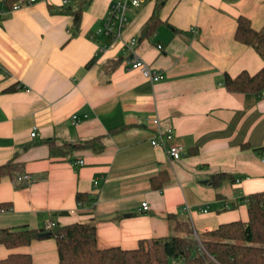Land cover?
I'll return each instance as SVG.
<instances>
[{
  "label": "crops",
  "instance_id": "obj_1",
  "mask_svg": "<svg viewBox=\"0 0 264 264\" xmlns=\"http://www.w3.org/2000/svg\"><path fill=\"white\" fill-rule=\"evenodd\" d=\"M113 1L90 0L75 34L73 16L60 10L64 0L17 10L0 0V165L13 160L30 176L24 187L9 176L0 181V203L10 205L0 209V229L92 223L100 248L132 249L176 234L170 215L188 220L196 235L247 221L249 195L264 191V90L230 92L224 76L264 66L234 38L240 16L263 27L264 0H166L162 22L143 38L156 6L146 0L128 8L116 43L98 31ZM134 56L164 78L132 69ZM159 127L173 130L180 159L151 143ZM51 138L57 145L101 138L104 147L70 158L51 152ZM162 171L170 180L156 189L152 177ZM78 192L92 203H78ZM14 252L59 264L48 235L17 249L0 245V259Z\"/></svg>",
  "mask_w": 264,
  "mask_h": 264
},
{
  "label": "trees",
  "instance_id": "obj_2",
  "mask_svg": "<svg viewBox=\"0 0 264 264\" xmlns=\"http://www.w3.org/2000/svg\"><path fill=\"white\" fill-rule=\"evenodd\" d=\"M23 0H4L6 10ZM90 0H68L61 11L73 16L74 33L79 31L85 5ZM166 0H156L153 14L143 27L142 37L150 36L162 22L159 9ZM50 10L55 12L53 6ZM236 41L252 46L264 61V25L260 29L253 27L249 18L240 16L234 34ZM224 85L233 93H260L264 90V66L256 73L246 70L236 76L225 74ZM52 153L67 157L75 150L92 148L103 149L101 138H93L79 143L65 142L57 145L53 138L48 139ZM24 174H18L15 161L0 165V181L9 176L17 187H24L25 180H19ZM168 172L152 177V186L163 188L169 183ZM76 200L80 204H91L87 193L78 192ZM248 220H236L220 224L205 234L198 235L188 220L170 215L175 220L176 234L166 237L141 239L138 246L124 249L119 246L100 248L97 244L96 226L92 223L75 222L67 225L55 224L51 229L1 228L0 245L7 249L30 245L40 238V234L49 232L56 240L59 264H264V191L251 193L247 199ZM9 203H0V209H8ZM0 264H33L28 253L14 252L0 259Z\"/></svg>",
  "mask_w": 264,
  "mask_h": 264
},
{
  "label": "built area",
  "instance_id": "obj_3",
  "mask_svg": "<svg viewBox=\"0 0 264 264\" xmlns=\"http://www.w3.org/2000/svg\"><path fill=\"white\" fill-rule=\"evenodd\" d=\"M36 0H23L18 2L13 6L11 10H17L20 7H22L25 4L33 3ZM144 1L146 0H114L112 2V5L104 19L102 27L98 29L99 32H104L110 36H112V41L113 43H116L117 41L121 40V32L124 27L128 24V19H127V10L130 6H139L141 5ZM68 0H64V4L67 3ZM136 40L132 39L131 44L135 43ZM131 44L124 43L125 46H127L129 49H131ZM131 62V68L140 71V73L146 77L147 79L151 81H159L164 78V75L152 68L151 66L148 65L143 59L134 56V58L130 61ZM73 123L77 124V116H73ZM154 124L156 126H159V120L156 118L153 120ZM32 136L37 135V130L36 128L33 129L31 132ZM174 138V133L173 130L167 129V130H161V128L156 129V134L152 138L151 143L156 146H163L167 153L168 156L171 160H178L182 157V154L184 152V147L178 143L172 142ZM262 161L264 163V155L262 158ZM76 164L83 165L84 161L83 160H77L75 162ZM19 180H25L28 181L30 180V176L28 174H24L19 177ZM94 184L97 185L98 181L95 180ZM148 203L143 202L142 203V209L143 210H148ZM53 226H55V223L51 222L47 224L45 227V230L51 229Z\"/></svg>",
  "mask_w": 264,
  "mask_h": 264
},
{
  "label": "water",
  "instance_id": "obj_4",
  "mask_svg": "<svg viewBox=\"0 0 264 264\" xmlns=\"http://www.w3.org/2000/svg\"><path fill=\"white\" fill-rule=\"evenodd\" d=\"M45 235H49V232H44L40 234V236H45Z\"/></svg>",
  "mask_w": 264,
  "mask_h": 264
},
{
  "label": "rangeland",
  "instance_id": "obj_5",
  "mask_svg": "<svg viewBox=\"0 0 264 264\" xmlns=\"http://www.w3.org/2000/svg\"><path fill=\"white\" fill-rule=\"evenodd\" d=\"M49 230V229H48ZM197 236V238H198V235H196Z\"/></svg>",
  "mask_w": 264,
  "mask_h": 264
}]
</instances>
